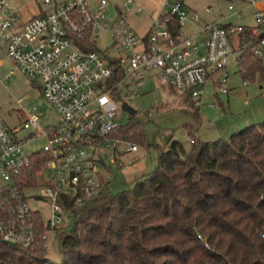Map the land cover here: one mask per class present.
Wrapping results in <instances>:
<instances>
[{"label": "built area", "instance_id": "1", "mask_svg": "<svg viewBox=\"0 0 264 264\" xmlns=\"http://www.w3.org/2000/svg\"><path fill=\"white\" fill-rule=\"evenodd\" d=\"M226 1L229 15L189 32L198 16L188 15L184 0H165L157 18L139 36L125 16L134 9V0H125L124 9H116L118 28L109 31L120 43L122 53L110 59L98 51L82 50L73 41V37H87L94 42L96 30L106 27V22L99 24L105 21L106 1H101L94 12L85 1L55 4L50 12L23 21L7 12V0H0V41L5 42L6 56L14 64L8 78L20 73L37 79L41 96L56 113L54 122L45 127L39 123L36 107L23 110V119L15 126L7 125L0 116L3 243L20 249L32 246L40 218L45 226L44 243L56 240L57 231L63 229L59 226L62 214L68 213L65 201L81 205L97 195L101 180L105 181L100 169H105L106 163L99 150L112 148L110 161L119 154L118 146L126 153L138 151L137 144L110 136L121 126L115 119L117 107L111 95L125 79L139 80L154 72L164 84L194 102L200 99L207 82L217 83L220 93L228 94L227 67L236 52L235 39L244 27H251L260 38L255 54L264 64V0H238L243 4L238 10L233 0ZM47 3L49 0L44 1ZM250 7L254 9L253 25L227 22L230 15L244 20ZM135 12L140 14L141 9ZM119 70L123 79L110 84ZM24 132L28 134L22 136ZM36 139H44L45 144L39 151L28 153L25 146ZM30 179L36 183H28ZM35 190L39 193H29ZM28 201L45 204L49 219L44 221L41 211L32 209Z\"/></svg>", "mask_w": 264, "mask_h": 264}, {"label": "trees", "instance_id": "2", "mask_svg": "<svg viewBox=\"0 0 264 264\" xmlns=\"http://www.w3.org/2000/svg\"><path fill=\"white\" fill-rule=\"evenodd\" d=\"M259 39L251 27L235 39L243 82L264 78V64L255 54ZM73 41L97 51L87 37ZM123 76L119 70L109 83ZM183 112L182 126L193 140L187 151L172 138L165 148L151 143L134 116L110 134L154 149L156 167L118 194L101 180L98 194L83 204L65 201L74 224L57 231L60 264H264V120L227 140L202 142L194 135L202 123L198 109ZM36 233L25 249L0 240V264H56L44 255L41 218Z\"/></svg>", "mask_w": 264, "mask_h": 264}, {"label": "rangeland", "instance_id": "3", "mask_svg": "<svg viewBox=\"0 0 264 264\" xmlns=\"http://www.w3.org/2000/svg\"><path fill=\"white\" fill-rule=\"evenodd\" d=\"M7 12L19 16L23 21L29 20L42 12H50L55 4H62L68 1H85L88 9L94 12L103 0H7ZM105 21L100 20L99 24L104 29H97V36L94 40L95 47L100 55L107 58H116L122 53L120 43L110 37L111 30L117 29L118 14L116 9H124L125 0H104ZM165 0H134L135 7L125 12L126 23L131 26L137 35H143L151 23L162 11ZM188 15L195 13L199 21L192 26L189 32H194L197 26L210 23L220 16L228 15V1L226 0H184ZM232 5L238 10L243 4L233 0ZM136 8L141 13L135 12ZM168 8L166 7L165 10ZM210 11H207V10ZM246 19L239 20L235 17L229 18L239 24H253V9L245 11ZM115 42V45H114ZM237 55L229 60L228 72L233 77L227 83L228 94H221L218 87L208 82L204 87L202 98L197 102L186 96L173 91L157 78L135 79L129 77L118 87L117 92L112 94L117 111L115 119L125 125L131 116L140 121L148 139L151 143L162 148L167 147L168 141L172 138L182 143L187 151L190 147V135L188 130L182 126L186 123L184 110L188 113L198 109L201 119V127L194 135L202 142H212L220 138L228 139L229 136L245 127L257 124L264 120V78L257 75L252 82H243L238 72ZM14 69V64L6 56V45L0 41V116L10 126H15L23 119V110L37 108L40 114V125L45 127L51 125L56 113L53 108L44 100L40 94L39 81L29 79L20 73H15L8 78L9 71ZM195 103V105H193ZM128 106L134 111L129 114L122 107ZM196 108V109H195ZM28 134L26 132L21 135ZM45 144L44 139L32 140L25 146L28 153L39 151ZM119 154L115 160L110 161L113 156L112 148L99 150L106 163L105 169H100L101 175L108 183L112 194H118L131 188L136 179L149 175L156 167L157 152L154 149L146 150L138 145L136 153H126L124 147L118 146ZM120 161L122 166L117 163ZM29 193L38 194L39 190ZM32 209H38L42 213L44 221L49 219L48 207L43 203L28 201ZM74 218L70 213L62 214L60 227L69 231L73 227ZM44 255L56 264L62 261L56 240H49L45 244Z\"/></svg>", "mask_w": 264, "mask_h": 264}, {"label": "crops", "instance_id": "4", "mask_svg": "<svg viewBox=\"0 0 264 264\" xmlns=\"http://www.w3.org/2000/svg\"><path fill=\"white\" fill-rule=\"evenodd\" d=\"M251 8V7H250ZM249 9V8H248ZM253 9V8H252ZM247 10V9H246ZM253 11H254V9H253ZM228 15H229V13H228ZM251 17H252V14L250 15ZM231 17H235V16H229V18H231ZM244 17H245V19H246V13L244 14ZM227 19V22H229V23H236V22H233L232 20H230V19ZM235 18H237V17H235ZM238 19V18H237ZM244 19V20H245ZM252 19V18H251ZM239 20H241V19H239ZM239 24V23H238ZM242 24V23H241ZM243 25H251V24H243ZM253 25V24H252ZM237 55V57H238V53L237 52H235L233 55ZM232 55V56H233ZM231 59V58H230ZM236 62H237V58H236ZM228 67H229V64H228ZM228 67H227V71H228ZM144 77H146V78H157V79H159L158 77H157V75H156V73H154V72H151V73H147V74H145V76ZM229 77H230V80L229 81H231L232 79H233V77L229 74ZM206 84H208V82L206 83ZM206 84L204 85V87L206 86ZM204 87H203V90H204ZM171 88V87H170ZM173 89V88H172ZM173 91H175V92H177V93H179V94H181L182 96H186V97H188L187 95H185V94H182V93H180V92H178V91H176L175 89H173ZM204 92V91H203ZM202 95H203V93H202ZM202 95H201V97H200V99L202 98ZM190 98V97H189ZM199 99V100H200Z\"/></svg>", "mask_w": 264, "mask_h": 264}, {"label": "water", "instance_id": "5", "mask_svg": "<svg viewBox=\"0 0 264 264\" xmlns=\"http://www.w3.org/2000/svg\"><path fill=\"white\" fill-rule=\"evenodd\" d=\"M124 110H126L129 114H131V115H133L134 114V111H132V109L131 108H129L128 106H126V105H123V107H122ZM101 162H102V160H101Z\"/></svg>", "mask_w": 264, "mask_h": 264}]
</instances>
